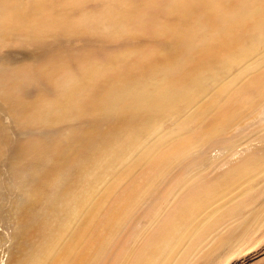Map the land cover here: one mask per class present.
Listing matches in <instances>:
<instances>
[{
  "label": "bare ground",
  "instance_id": "obj_1",
  "mask_svg": "<svg viewBox=\"0 0 264 264\" xmlns=\"http://www.w3.org/2000/svg\"><path fill=\"white\" fill-rule=\"evenodd\" d=\"M161 156L232 191L175 218L181 264L264 228V0H0L1 264H116L102 241L127 224L93 222L118 173Z\"/></svg>",
  "mask_w": 264,
  "mask_h": 264
},
{
  "label": "rangeland",
  "instance_id": "obj_2",
  "mask_svg": "<svg viewBox=\"0 0 264 264\" xmlns=\"http://www.w3.org/2000/svg\"><path fill=\"white\" fill-rule=\"evenodd\" d=\"M165 127L168 128V124ZM198 127L199 132L186 143V148L191 151L208 144V137L201 127ZM211 153L214 154L216 151ZM176 161V157L161 156L147 165L128 167L118 173L110 184L107 201L97 214L93 225L98 229L110 223L115 227L127 224L128 227L118 228L113 235L102 241L110 250L109 256L116 258V264H168L169 238L173 233L178 238V243L170 249L172 250L170 258L172 260L175 258L177 264L188 261L189 253L186 251L190 242L187 240L191 238L192 230L189 228L184 231L181 227L175 231V218L189 213L205 219L209 211L220 202L230 201L227 196L232 191L221 190L218 193H209L206 190V183L213 178H208L205 184L200 183L196 176L191 179L178 175L166 178V174L173 169ZM263 179L264 177L259 181ZM182 186H184L183 196L174 199ZM140 221L142 226L136 228V224ZM6 225L1 219L0 231H7L8 225ZM220 225L219 220L212 224L213 228H218ZM9 245L7 243L3 249L4 254ZM227 249L238 250L225 256L220 264H264V228L240 247H235L229 240H225L211 255ZM98 255L102 258L96 263L95 256L91 254L90 264H110L111 259L107 255ZM210 262L206 258H201L197 264Z\"/></svg>",
  "mask_w": 264,
  "mask_h": 264
}]
</instances>
